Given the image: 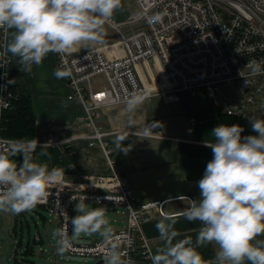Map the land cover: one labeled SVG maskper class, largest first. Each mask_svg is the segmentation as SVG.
Here are the masks:
<instances>
[{"label": "built area", "instance_id": "built-area-1", "mask_svg": "<svg viewBox=\"0 0 264 264\" xmlns=\"http://www.w3.org/2000/svg\"><path fill=\"white\" fill-rule=\"evenodd\" d=\"M133 1L137 8L135 16L124 23H109L117 33L115 40L98 42L80 51L53 52L57 68L71 73L64 77L69 91L67 99L81 103L88 125L94 126V119L103 108L125 103L140 92L145 97L161 95L168 103L176 101L179 92L195 95L203 91L216 106L218 96L221 97L224 113L229 117L242 118L249 126L250 117L264 119V72L253 73L249 64L252 60L264 61V0ZM156 14L160 20L151 21L149 18ZM136 24L139 26L133 28ZM125 26L128 29H123ZM6 32V28H0L2 39ZM171 33H178L180 42L166 44ZM3 45L4 40L0 43V151L7 153L27 141L1 136L3 112L11 107L14 97L8 80L11 57L4 54ZM138 66L147 68L151 80L162 78L163 84L152 87L144 83ZM97 75L106 80V87L100 90L91 86V79ZM108 134L94 126L89 144L104 149L108 174L65 176V182L53 184L46 201L37 205L45 207L57 220V229H67L71 242L65 256L91 258L105 264L106 251L116 245L125 264H134L136 255L145 264H151L149 257L153 252L143 226L154 212L163 215L162 203L136 201L103 142ZM79 201L122 208L125 226L113 231L111 241L99 238L87 243L74 242L70 220Z\"/></svg>", "mask_w": 264, "mask_h": 264}, {"label": "clouds", "instance_id": "clouds-1", "mask_svg": "<svg viewBox=\"0 0 264 264\" xmlns=\"http://www.w3.org/2000/svg\"><path fill=\"white\" fill-rule=\"evenodd\" d=\"M122 9V0H0V28L11 30L4 54L11 53L30 70L41 64L50 52L78 51L101 42L102 21L111 19ZM159 21L160 15L149 18ZM253 73L264 72V61H249ZM57 79L69 77L67 69L57 68ZM10 82V81H9ZM145 99L142 92L127 101L133 112ZM255 135L241 136L239 124L220 123L210 130L212 142L205 146L212 151L203 175L198 179L199 199H188L189 206L181 215L187 221L199 220L202 227L195 242L191 238L176 240L177 218L164 216L155 227L162 245L149 257L151 264H264V119H252ZM117 137L118 150H124ZM35 142H21L9 152L0 151V213L19 214L46 201L49 188L65 182V171L48 168L32 160ZM22 154L19 167L10 157ZM86 199L85 197L83 198ZM71 236L96 232L105 241L113 239V226L103 205L91 207L82 201L76 204L71 217ZM56 253L63 254L70 244L65 227L55 232ZM214 242L215 257L203 258L200 246ZM105 264H125L122 253L113 245L105 253ZM128 264H131L129 261Z\"/></svg>", "mask_w": 264, "mask_h": 264}, {"label": "crops", "instance_id": "crops-1", "mask_svg": "<svg viewBox=\"0 0 264 264\" xmlns=\"http://www.w3.org/2000/svg\"><path fill=\"white\" fill-rule=\"evenodd\" d=\"M136 13L137 8L133 0H122V9L118 10L113 18L102 22L108 25L124 23ZM10 31L7 29L5 39L0 37V43L2 40L5 44L8 42ZM9 55L10 85L17 95L29 97L34 117L33 138L13 140L37 141L31 152L32 160L43 163L48 168L64 169L68 178L107 175L108 162L104 149L97 144L93 146L89 144L92 141L90 136L94 133V126L108 132L103 142L109 149V156L115 161L124 183L134 192L136 201L162 203L163 215L154 212L150 221L143 226V233L152 252L154 253L163 243L158 238L159 233L155 224L164 216L177 218L174 227L179 235L174 238V242L184 238H191L195 242L197 232L203 226L202 222L187 221L181 213L189 206L188 199H199L200 189L197 181L203 175L206 163L212 158V151L204 142H212L210 130L229 117L224 113L225 104L224 108L220 104L216 106L203 91L195 95L179 92L177 100L168 103L161 95H152L145 97L131 113L127 111V102L107 106L100 111L98 118L94 119V126H90L84 119L85 111L81 103L67 99L69 91L64 78L57 79L53 75L57 69L53 52L48 53L41 64H33L30 70L25 69L18 57L12 56L11 53ZM138 70L144 83L152 87L158 86V83L163 84L162 78L154 77L151 80L146 67L138 66ZM91 86L94 90L103 89L96 88L92 83ZM256 116L257 114L254 118ZM237 119L243 123V132L250 131L253 135L256 134L242 118ZM1 136L4 137L2 133ZM117 137H125L121 144L124 150L128 147L127 152L118 150ZM15 156L22 154L18 153ZM87 205L89 208L101 206ZM36 207L46 210L34 213L38 220H33L32 223L26 220L35 210L12 214V219L0 229V234L4 235L9 245L8 263H79L69 260L65 254L56 253L57 220L54 224L49 220L48 217L51 215L45 207L38 205ZM72 214L76 215V206ZM125 219V215H121L116 222L113 220L111 224L113 231L123 228ZM47 224L50 225V229L46 228ZM31 226L35 228L32 236ZM76 238L80 242H93L87 237ZM256 239L264 240V235ZM50 241L53 243H49ZM1 243L0 240V245ZM47 243L54 248L53 259H45V262L38 263L28 260V256H34L36 246L41 247ZM217 250L218 246L214 242L198 248L206 260L213 259ZM56 255H60V259L65 261L60 262ZM83 261L88 262L86 259ZM134 264L145 263L136 255ZM245 264L250 262L246 261Z\"/></svg>", "mask_w": 264, "mask_h": 264}, {"label": "rangeland", "instance_id": "rangeland-1", "mask_svg": "<svg viewBox=\"0 0 264 264\" xmlns=\"http://www.w3.org/2000/svg\"><path fill=\"white\" fill-rule=\"evenodd\" d=\"M138 26H139V24L133 25V28L138 27ZM102 28H103V35L101 37L100 43L110 42V41H113L117 38V33L108 24L102 22ZM123 29H128V28H127V26H125V27H123ZM180 40H181V38H180L178 33H171L166 37L165 42L168 45H173V44H177L178 42H180ZM91 83L94 84V86L96 88H105L106 87V80L103 77V75H97L96 77L92 78ZM218 100H219L218 104H220L224 108L225 103L222 100V98L218 96ZM32 210H35V212H33V215L28 216L26 218V220H28L29 223H32L33 220H38V217H36V215L34 213L43 212V210H45V209L42 207H35ZM72 215L74 216L75 214H72ZM121 215L122 216L125 215V212L123 211L122 208L112 209V208L107 207V216H108L111 224H113V220H114V222H116V219L118 218V216H121ZM12 217H13V215L11 213H0V229H2L3 226L6 225L10 221V219H12ZM48 218H49V220H51L55 224L56 219L53 216H49ZM118 229H120V228H118ZM34 233H35V228L33 226H31V236ZM80 236L83 238L87 237L92 241H95V240H98L99 238H101L99 236V234H97V233H92L89 235L81 234ZM49 243H53V241H50ZM39 247L40 246L35 247V254L36 255L34 254V256H28L29 257L28 260L30 259L31 261L38 263L39 261L45 262L44 261L45 259L51 260L54 258L55 252H54V248H52L51 244L47 243L46 245L41 246L40 247L41 251H39ZM60 258H61L60 255H56L57 260H59L60 262L65 261V260H62ZM95 261H97V260H92V261H88V262L83 261V262H79L76 264H94Z\"/></svg>", "mask_w": 264, "mask_h": 264}, {"label": "trees", "instance_id": "trees-1", "mask_svg": "<svg viewBox=\"0 0 264 264\" xmlns=\"http://www.w3.org/2000/svg\"><path fill=\"white\" fill-rule=\"evenodd\" d=\"M14 97L11 100V107L3 112L2 118V135L8 138H19L23 140H29L33 138V120L32 109L30 99L24 95H17L14 89L10 87ZM225 124H239L243 126V123L237 118L228 117ZM253 135V133L242 132L241 136ZM22 141V140H20ZM17 162L19 167L22 162V156H15L12 158Z\"/></svg>", "mask_w": 264, "mask_h": 264}, {"label": "water", "instance_id": "water-1", "mask_svg": "<svg viewBox=\"0 0 264 264\" xmlns=\"http://www.w3.org/2000/svg\"><path fill=\"white\" fill-rule=\"evenodd\" d=\"M95 45V43L93 44V46ZM91 46V47H93ZM90 47H84V46H81L78 50H84V49H88ZM50 229V225H46V228ZM72 238V236H71ZM0 240H1V245H0V264H9L8 263V248H9V245L7 243V240L5 239L4 235L0 234ZM72 240L74 242H77V243H80V240H78L77 238H72ZM84 243H87L86 241ZM68 259L71 260V261H76V262H80V261H83L84 259L83 258H80V257H70L68 256ZM86 260L88 261H92L93 259L91 258H87ZM102 261H98L97 264L101 263Z\"/></svg>", "mask_w": 264, "mask_h": 264}]
</instances>
